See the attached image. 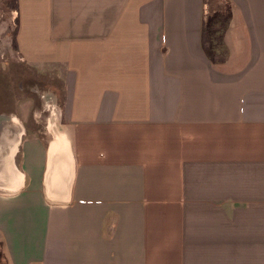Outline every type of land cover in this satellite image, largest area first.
I'll list each match as a JSON object with an SVG mask.
<instances>
[{"label": "crops", "instance_id": "crops-1", "mask_svg": "<svg viewBox=\"0 0 264 264\" xmlns=\"http://www.w3.org/2000/svg\"><path fill=\"white\" fill-rule=\"evenodd\" d=\"M14 1L17 58L60 100L74 174L51 202L49 143L10 111L0 264H264V0H221L214 61L206 0Z\"/></svg>", "mask_w": 264, "mask_h": 264}, {"label": "rangeland", "instance_id": "rangeland-1", "mask_svg": "<svg viewBox=\"0 0 264 264\" xmlns=\"http://www.w3.org/2000/svg\"><path fill=\"white\" fill-rule=\"evenodd\" d=\"M206 1L207 17L212 18L214 12L220 11L225 18L226 6L221 0ZM14 12V0H0V115H10V111L22 110L21 112L24 113L22 119L19 120L16 115L15 117L21 124L26 123L28 137L34 133L37 138L50 143L51 136L46 129L49 108L42 99L43 94L51 93L49 79L39 74L34 68L19 62L13 41L15 27L14 22L11 21ZM55 103L56 110L59 112L60 100L57 97ZM58 118L57 129L65 133L61 128V117L58 116ZM15 162L18 165L17 159ZM2 256L0 244V261Z\"/></svg>", "mask_w": 264, "mask_h": 264}, {"label": "bare ground", "instance_id": "bare-ground-1", "mask_svg": "<svg viewBox=\"0 0 264 264\" xmlns=\"http://www.w3.org/2000/svg\"><path fill=\"white\" fill-rule=\"evenodd\" d=\"M51 95V93H45L42 96L43 102L46 107L49 108L46 129L51 136L47 155L45 186L48 192V198L51 202L64 204L68 200L70 186L73 181V160L67 138L57 129L56 117L58 116L56 103L54 99L50 98ZM10 121L13 124H18L13 116H0V139L4 138V124ZM22 135V128L18 127L12 130L7 136V144L5 147L7 150V157L1 166L9 171H15L13 159L18 151L17 149L21 143ZM0 150H2L1 147Z\"/></svg>", "mask_w": 264, "mask_h": 264}, {"label": "trees", "instance_id": "trees-1", "mask_svg": "<svg viewBox=\"0 0 264 264\" xmlns=\"http://www.w3.org/2000/svg\"><path fill=\"white\" fill-rule=\"evenodd\" d=\"M225 6V18L221 15V12H217L212 18H206L204 27L202 29V39L205 55L207 56V58L213 61L222 60L225 57L223 35L230 18V8L227 4H225Z\"/></svg>", "mask_w": 264, "mask_h": 264}]
</instances>
